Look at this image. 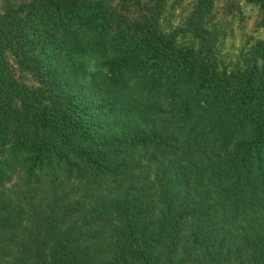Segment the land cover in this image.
<instances>
[{
	"label": "trees",
	"instance_id": "1",
	"mask_svg": "<svg viewBox=\"0 0 264 264\" xmlns=\"http://www.w3.org/2000/svg\"><path fill=\"white\" fill-rule=\"evenodd\" d=\"M166 3L0 0V264H264V38Z\"/></svg>",
	"mask_w": 264,
	"mask_h": 264
},
{
	"label": "rangeland",
	"instance_id": "2",
	"mask_svg": "<svg viewBox=\"0 0 264 264\" xmlns=\"http://www.w3.org/2000/svg\"><path fill=\"white\" fill-rule=\"evenodd\" d=\"M118 2L121 0H114ZM134 0H127L128 5ZM196 0H167L164 8L165 25H176L182 21ZM126 13L130 10L124 9ZM258 4L246 0H214L211 23H217L219 36L217 52L226 63L238 60L242 50L255 40L264 38V31L258 26ZM19 72L17 75H19ZM20 79L28 84L33 81L29 74H21Z\"/></svg>",
	"mask_w": 264,
	"mask_h": 264
}]
</instances>
